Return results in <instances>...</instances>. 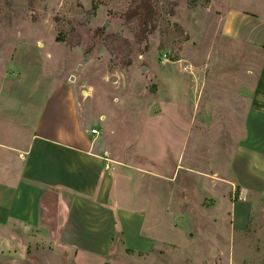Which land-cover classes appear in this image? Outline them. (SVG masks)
<instances>
[{"label": "rangeland", "instance_id": "obj_1", "mask_svg": "<svg viewBox=\"0 0 264 264\" xmlns=\"http://www.w3.org/2000/svg\"><path fill=\"white\" fill-rule=\"evenodd\" d=\"M132 1L0 0V141L18 143L39 124L67 120L73 107L82 131L100 130L92 139L112 160L170 176L178 163L159 203L172 210L180 204L200 208L196 223L210 220L202 209L216 206L219 227L210 230L221 233L227 248L232 242L233 250L230 224L241 222L251 208L258 210L261 194L248 192L243 201L221 181L243 127L240 105L232 111L218 102L226 103L227 96L219 86L242 80L237 79L241 53L220 49L223 41L215 35L226 0H148L154 13L144 38L139 16L130 14ZM227 45L239 47L234 41ZM113 176L115 206L139 208L131 200L151 176L134 182L117 170ZM186 208L171 220L185 224ZM70 252L57 247L42 262L157 264ZM211 256L200 264H225L217 250Z\"/></svg>", "mask_w": 264, "mask_h": 264}, {"label": "crops", "instance_id": "obj_2", "mask_svg": "<svg viewBox=\"0 0 264 264\" xmlns=\"http://www.w3.org/2000/svg\"><path fill=\"white\" fill-rule=\"evenodd\" d=\"M218 21L215 35L223 41L218 45L241 53L237 79H242L219 86L227 96L226 103L222 98L218 102L232 111L239 104L243 116L229 174L221 181L232 197L239 193L237 199L244 201L248 192L264 195V0H226ZM233 41L239 47L227 45ZM66 113L67 120L39 124L18 143L0 141V264H45L42 259H50L57 247L66 248L68 256L70 250L75 257L86 251L112 260L141 258L157 264H200L210 261L215 249L225 264H264V196L257 200L258 210L251 208L241 222L230 224L234 248L232 242L227 248L221 233L210 230L219 227L216 206L202 209L210 220L196 223L200 208L180 204L172 210L159 203L178 163L170 176L116 162L105 146L81 130L76 109ZM115 170L130 182L151 176L131 200L139 208L115 206ZM210 183L218 186L213 179ZM185 208L187 223L173 222L171 217H181Z\"/></svg>", "mask_w": 264, "mask_h": 264}, {"label": "trees", "instance_id": "obj_3", "mask_svg": "<svg viewBox=\"0 0 264 264\" xmlns=\"http://www.w3.org/2000/svg\"><path fill=\"white\" fill-rule=\"evenodd\" d=\"M130 14L138 15V20L140 24L139 37H147V33L152 29L150 24L153 18V9L149 5L148 0H133L131 4ZM150 27V28H149Z\"/></svg>", "mask_w": 264, "mask_h": 264}, {"label": "built area", "instance_id": "obj_4", "mask_svg": "<svg viewBox=\"0 0 264 264\" xmlns=\"http://www.w3.org/2000/svg\"><path fill=\"white\" fill-rule=\"evenodd\" d=\"M90 132L92 135H94V138L100 135V130H98L97 128H92Z\"/></svg>", "mask_w": 264, "mask_h": 264}, {"label": "water", "instance_id": "obj_5", "mask_svg": "<svg viewBox=\"0 0 264 264\" xmlns=\"http://www.w3.org/2000/svg\"><path fill=\"white\" fill-rule=\"evenodd\" d=\"M88 57H89V54L86 55V57L83 61H85ZM80 67H81V64L78 66V69H80ZM144 70H146V67H144ZM72 79H73V77H72Z\"/></svg>", "mask_w": 264, "mask_h": 264}]
</instances>
